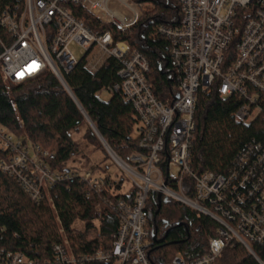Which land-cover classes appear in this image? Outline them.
Returning <instances> with one entry per match:
<instances>
[{"label":"built area","instance_id":"obj_1","mask_svg":"<svg viewBox=\"0 0 264 264\" xmlns=\"http://www.w3.org/2000/svg\"><path fill=\"white\" fill-rule=\"evenodd\" d=\"M174 1L181 10L180 24L159 28L170 41L179 79L177 96L168 104L155 97L146 79L149 64L141 54L131 51L127 42H117L111 31L92 30L73 13V7L81 8L100 22L124 31L138 22L146 4L132 0H24L2 12L0 32L6 35L0 33V72L6 84H21L51 70L64 86V74L81 63L92 75L109 59L121 63V81L103 88L97 97L108 101L120 94L133 106L137 119L134 135L140 152L125 162L108 150L134 185V191L127 195L123 177H100L77 169L51 170L47 162L52 157L50 152L35 145L29 136L16 137L0 125V151L9 156L0 168L33 201L49 197L58 183L88 182L98 195L116 184L121 186L114 195L116 200L110 202L120 217L111 250L76 256L66 242L54 247L51 258L40 261L0 248V264H153L145 212L153 193L217 224L202 257L188 259L178 253L171 264H215L227 247L236 244L258 259L255 246L264 245V142L245 145L227 175H196L191 162L199 94H210L218 82L220 98L245 101L236 114L245 125L261 112L258 100L264 93V0ZM74 45L81 47L80 61L70 51ZM186 179L195 183L194 199L187 196Z\"/></svg>","mask_w":264,"mask_h":264},{"label":"trees","instance_id":"obj_2","mask_svg":"<svg viewBox=\"0 0 264 264\" xmlns=\"http://www.w3.org/2000/svg\"><path fill=\"white\" fill-rule=\"evenodd\" d=\"M132 1L149 4L153 10L142 14L135 25L124 31L100 22L81 8L73 7V13L92 30L111 31L117 42L125 41L131 51L141 54L149 64L146 79L155 97L162 103H171L177 96L179 79L170 41L159 33V28L178 26L182 19L180 7L174 0ZM23 2L0 0V16L5 9ZM0 33L6 35L4 31ZM121 67L119 61L109 59L95 75L86 70L84 63L64 74L77 101L51 70L21 84L4 83L0 72V125L16 137L29 136L35 145L52 155L47 161L50 169L64 172L72 169L80 155L71 133L78 132L81 126L85 127L82 138L109 157L87 115L111 150L129 162L133 154L140 152L134 135L135 110L120 94L108 101L97 97L100 90L121 81ZM217 88L218 82L210 94L201 93L197 98L191 162L196 175H227L245 145L264 142V93L258 100L260 114L245 125L236 117L245 101L238 97L220 98ZM8 158V153L0 151V166ZM184 188L190 199L196 197L194 181L186 179ZM120 191L121 186L116 184L98 195L88 182L76 180L56 184L49 197L37 202L0 168V248L40 261L51 258L54 247L66 242L76 256L111 250L120 217L110 202L116 200L114 195ZM145 212L152 242L149 259L153 264H171L178 253L188 259L202 257L210 238L215 236L217 224L212 219L173 200H159L158 194L149 196ZM254 250L260 261L236 244L227 247L215 264L264 263V245L255 246Z\"/></svg>","mask_w":264,"mask_h":264},{"label":"rangeland","instance_id":"obj_3","mask_svg":"<svg viewBox=\"0 0 264 264\" xmlns=\"http://www.w3.org/2000/svg\"><path fill=\"white\" fill-rule=\"evenodd\" d=\"M153 10V6L144 5L141 15ZM81 47L74 45L70 47L72 54L80 61L82 55L80 53ZM84 126L79 128L78 132H72L71 136L79 148L80 155L75 158V163L72 164V169H77L82 173H94L95 176H118L124 178V192L130 195L134 191L133 183L128 179L126 174L117 166L108 153L109 157L98 147L88 144L83 138L82 134ZM78 227L81 225L78 224Z\"/></svg>","mask_w":264,"mask_h":264},{"label":"water","instance_id":"obj_4","mask_svg":"<svg viewBox=\"0 0 264 264\" xmlns=\"http://www.w3.org/2000/svg\"><path fill=\"white\" fill-rule=\"evenodd\" d=\"M65 88L69 91V93L73 96V98L76 100V98L74 97V95L72 94L71 90L69 89L68 85L66 84V82L64 83ZM77 101V100H76ZM86 119L88 121V123L90 124V126L92 127V129L96 132L97 136L99 137L100 141L102 142L103 146L105 147L106 151L108 152V150L112 151L110 149V147L107 145V143L105 142V140L102 138V136L98 133L97 129L94 127L93 123L91 122V120L88 118V116L86 115ZM109 153V152H108ZM162 199V196L159 195V200ZM161 208V204H159V209ZM153 240H156V236H153Z\"/></svg>","mask_w":264,"mask_h":264}]
</instances>
